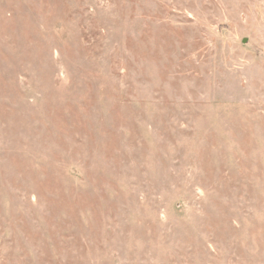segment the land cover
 I'll return each instance as SVG.
<instances>
[{
    "label": "rangeland",
    "instance_id": "obj_1",
    "mask_svg": "<svg viewBox=\"0 0 264 264\" xmlns=\"http://www.w3.org/2000/svg\"><path fill=\"white\" fill-rule=\"evenodd\" d=\"M0 264H264V0H0Z\"/></svg>",
    "mask_w": 264,
    "mask_h": 264
}]
</instances>
